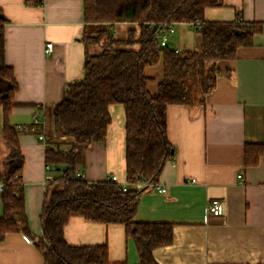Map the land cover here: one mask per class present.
<instances>
[{"label": "crops", "instance_id": "crops-1", "mask_svg": "<svg viewBox=\"0 0 264 264\" xmlns=\"http://www.w3.org/2000/svg\"><path fill=\"white\" fill-rule=\"evenodd\" d=\"M0 10L9 19L5 62L13 68L19 85L10 121L16 129H25L17 131L25 159L26 215L38 239L42 236L40 217L47 177L57 174L55 168L45 165L39 136L50 137L65 151L70 148L71 138L55 136L53 110L63 100L67 85L83 79L86 60L102 50L105 40L100 45L83 42V0H44L40 6H27L24 0H0ZM239 15L247 23L264 24V0H223L222 6L205 10V19L213 22H232ZM119 26L125 29L120 38L115 35ZM185 26L190 25L175 26L169 36L171 49L183 52L188 33ZM110 27L118 40L138 29L135 23ZM47 43L53 44L48 57ZM218 67L221 75L205 104L169 105L168 138L174 156L157 183L166 192L150 187L140 197L135 222L174 225L173 242L153 252L158 264H264V153L257 166L245 167L246 145L264 148V26L251 46L239 48L235 60L221 61ZM153 86L152 92L157 83ZM111 114L106 139L91 144L77 165L90 183L110 175L127 183L123 106H112ZM1 143L0 172L9 153L4 141ZM2 187L0 180V216ZM212 200L223 204L221 215L207 212ZM24 235L8 233L0 242V264H44L33 239L26 235L28 242ZM64 236L72 246L106 244L109 264L139 263L135 241L127 236L123 224L74 216L66 224Z\"/></svg>", "mask_w": 264, "mask_h": 264}, {"label": "trees", "instance_id": "trees-1", "mask_svg": "<svg viewBox=\"0 0 264 264\" xmlns=\"http://www.w3.org/2000/svg\"><path fill=\"white\" fill-rule=\"evenodd\" d=\"M83 2V42L100 45L105 40V44L98 54L88 57L83 79L68 84L63 100L54 107L55 136L71 138L72 143L65 151L45 136V165L55 168L57 174L45 189L40 217L42 236L38 239L29 228L22 178L25 159L18 131L10 123L19 85L13 68L5 62V25L9 19L0 10V106L3 141L9 150L0 172V242L8 233L23 232L33 239L44 264H109L106 244L72 246L65 240L66 224L71 217L80 216L125 225L127 236L135 241L138 264H158L153 252L173 242L174 225L137 223L134 218L142 193L159 182L166 163L174 156L168 138L167 109L172 104H205L221 75L218 63L235 60L239 48L251 46L264 24L247 23L241 15L232 22L207 21L205 10L222 6L223 0ZM24 3L40 6L44 0ZM197 21L201 28L192 25ZM118 23H135L138 29L129 30L126 39L118 40L110 27ZM177 24H189L195 29L200 36L198 50L176 53L169 45L161 46V37ZM159 63L163 66V80L152 92L149 84L154 79L146 75V68ZM114 105H122L125 114L127 191L108 179L90 183L74 176L88 147L106 139ZM263 153V146L247 144L245 167L257 166ZM137 183L144 187L136 188Z\"/></svg>", "mask_w": 264, "mask_h": 264}, {"label": "built area", "instance_id": "built-area-1", "mask_svg": "<svg viewBox=\"0 0 264 264\" xmlns=\"http://www.w3.org/2000/svg\"><path fill=\"white\" fill-rule=\"evenodd\" d=\"M192 25L197 26L198 28H201V23L199 21H197L196 23H193ZM174 32H175V27L172 26L168 29V31L161 37V40H160L161 46L164 47V46L168 45V37H169V35L173 34ZM175 52L180 53V51L177 49H175ZM52 53H53V44L47 43V45L45 47V55L48 57V56H51ZM17 130L18 131H24L25 129L23 127H18ZM32 130L34 131V128H32ZM39 140L44 144L45 136L43 134H41L39 136ZM47 169H50V167L47 166ZM74 176L76 178H79V179H84V174L81 170H76ZM239 178L241 181H243V175L242 174L239 175ZM53 179H54V176L49 175L47 177V183L53 181ZM107 179L111 180L113 182H116L123 191H127L129 188V184L120 182L116 175H110L107 177ZM135 187L136 188H142V187H144V184L143 183H137L135 185ZM152 187L156 188L160 193L166 192V189L161 188L160 186H158V184L153 185ZM207 212L211 213L213 215H221L224 212V206L219 200H212L207 204ZM23 237L26 241L30 242L29 238L26 235H24Z\"/></svg>", "mask_w": 264, "mask_h": 264}, {"label": "rangeland", "instance_id": "rangeland-1", "mask_svg": "<svg viewBox=\"0 0 264 264\" xmlns=\"http://www.w3.org/2000/svg\"><path fill=\"white\" fill-rule=\"evenodd\" d=\"M119 27L120 28H117L115 35L120 38L123 36L122 33H123V30H125V29L123 28V26H119ZM184 28H186L188 30V33L186 35L185 40H183V41H186L185 42L186 43L185 48H189V49H185L184 47H182L183 52L198 50L199 45H200V39H199V36L196 33L195 29H193L190 26H185ZM111 32H112V30H111ZM124 37H126V35H124ZM120 48H127V47H120ZM133 48L135 49L136 46ZM130 49H132V48H130ZM146 75L148 77H151L154 79V82H151L149 84L150 90L153 91V89H154L153 83L155 84V82L158 83V82H161L163 80L162 63H159L158 65H155V66L147 67L146 68ZM10 123L14 124L13 121H10ZM2 124H3V109L0 106V149H3V145L1 143L3 141V136L1 133Z\"/></svg>", "mask_w": 264, "mask_h": 264}]
</instances>
